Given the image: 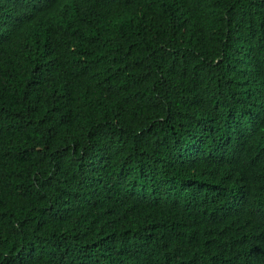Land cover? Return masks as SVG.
<instances>
[{"label":"trees","instance_id":"16d2710c","mask_svg":"<svg viewBox=\"0 0 264 264\" xmlns=\"http://www.w3.org/2000/svg\"><path fill=\"white\" fill-rule=\"evenodd\" d=\"M0 264H264V0H0Z\"/></svg>","mask_w":264,"mask_h":264}]
</instances>
